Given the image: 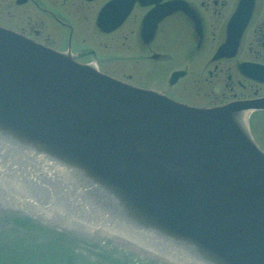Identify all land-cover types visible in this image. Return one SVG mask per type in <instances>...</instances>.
Listing matches in <instances>:
<instances>
[{"label":"water","instance_id":"95a60500","mask_svg":"<svg viewBox=\"0 0 264 264\" xmlns=\"http://www.w3.org/2000/svg\"><path fill=\"white\" fill-rule=\"evenodd\" d=\"M249 107H189L0 27V147L52 167L79 206L185 264H264Z\"/></svg>","mask_w":264,"mask_h":264},{"label":"flooded vegetation","instance_id":"af4514ba","mask_svg":"<svg viewBox=\"0 0 264 264\" xmlns=\"http://www.w3.org/2000/svg\"><path fill=\"white\" fill-rule=\"evenodd\" d=\"M66 2L0 0V25L129 82L130 63L157 62L162 82L137 85L191 106L253 103L256 137L253 122L264 117V0H74V21ZM120 48L122 55L114 52ZM117 62L120 74L109 66ZM183 91L200 99H181Z\"/></svg>","mask_w":264,"mask_h":264},{"label":"rangeland","instance_id":"374dc122","mask_svg":"<svg viewBox=\"0 0 264 264\" xmlns=\"http://www.w3.org/2000/svg\"><path fill=\"white\" fill-rule=\"evenodd\" d=\"M65 4V14L66 16L72 18V20L76 19V15L74 11H72L73 8H71L72 4L74 3V0H66ZM69 9V10H68ZM24 16L21 14L17 15V18H23ZM73 20V21H74ZM76 32V28H75ZM117 54H124L125 48H120L117 50H114ZM108 54L112 53V50L107 52ZM105 53V54H107ZM162 62V61H161ZM157 63V62H156ZM154 64V63H130L129 67H131L129 72L132 74L131 81L134 83H142L145 85H159L162 81L163 77V69L161 67V64ZM155 65V66H154ZM112 69L119 71V74L121 72V66L123 64L121 62H117L115 64L109 65ZM182 84V83H181ZM183 85V84H182ZM178 90H182L180 86H177ZM181 99L186 100H199L198 97H193L192 94H187L186 91L179 92ZM263 120L256 124L253 122V125H256L254 127L255 135L258 143L264 150V117H262ZM16 180H11V184L14 185V182ZM9 188V187H8ZM7 188V189H8ZM1 231L4 230V226H7V222L10 220H16L14 217L5 218L1 217ZM17 224H24L22 221H16ZM37 224H39L37 222ZM41 228V227H39ZM21 228H15L14 232L11 233L12 240L16 243L15 250L12 249V247L9 244V237H3L2 235V245H5L6 247L2 249L0 252V264H49V263H57V262H63V264H82L81 261H85L88 264H142L140 262V259H144L147 261H150L149 263L145 262L144 264H162L159 260L150 259L148 257H144L142 255L137 254L135 251L129 250V248L123 249L121 245H117L116 241H113L112 239H106L105 237V244L107 247H104L102 250H90L87 248L74 250L72 249V240L69 238L64 239V243L62 242V245L64 247V250H49L53 247H61V243L56 246L55 244H46L41 243L37 244L34 243V240L32 242L27 241L29 239H32V237H38L39 235L36 234V228L30 230L29 227H24L21 230ZM42 229V228H41ZM45 230V229H43ZM47 231V230H46ZM7 235V234H6ZM10 235V234H9ZM24 236H28L29 238H25ZM99 240V246L102 245V237H96ZM88 240V246L91 247H98V241L92 237L86 238ZM94 239V240H93ZM108 240V241H107ZM49 240H46L48 242ZM0 242V244H1ZM97 244V245H96ZM48 248V250H46ZM34 249V250H33ZM99 249V248H98ZM128 251L129 256L124 257L122 255L116 254V251ZM125 251V252H126ZM130 254L132 256H130ZM118 255V256H117ZM142 257V258H140Z\"/></svg>","mask_w":264,"mask_h":264},{"label":"bare ground","instance_id":"6f19581e","mask_svg":"<svg viewBox=\"0 0 264 264\" xmlns=\"http://www.w3.org/2000/svg\"><path fill=\"white\" fill-rule=\"evenodd\" d=\"M83 65H88V66H92V67L96 66L94 63H91V62L90 63H83ZM102 74L105 75V76H107V77H110L112 79L118 80V81H120V82H122V83H124L126 85L132 86L134 88L147 90V88L140 87V86L137 85V83H134L133 81H131V82L125 81V80H122L120 78H116V77H114V76H112L110 74L104 73V72H102ZM2 150L3 151H6L8 149L5 148V147H2ZM6 154L9 156V155L16 154V153L11 151V152H7ZM2 159H3V156L0 155V163H1ZM4 167H5V165L0 164V171H3L4 170ZM30 169L33 171V173H36V171L34 170V167L30 166ZM44 169L47 171V167L46 166H45ZM0 176H1V173H0ZM45 181L48 184L46 186H44V187L55 188V184L52 183V180H51V178H50V176L48 174H45ZM33 192L34 191H30V193H33ZM9 194H10V192H9ZM7 197H8V200H9L10 204H12V205H18V202L17 201L12 202L13 200H10L11 197L10 196H7ZM13 198H14V200H16V198L14 196H13ZM2 202L3 203H6L4 200H2ZM69 207H68V209H71ZM44 209L45 208H43L42 210H40L42 212L41 213H38L40 215L34 221L39 222V223L45 222L46 227L44 228L45 230H43V229L39 228L36 225V223H35L36 234H38L39 236H41V237L46 238L47 240H49L48 242L51 245L54 244V243L55 244L56 243H62V242L64 243V239L67 238V237L62 236L61 233H59L58 231H56V224L52 223L51 226L48 227L49 220L48 219H42L41 218V215H47V211L44 210ZM78 211H80V210H78ZM73 214L75 215L76 213H73ZM87 215L88 216L83 217L82 222L80 223L81 225L79 227H83L87 231H97L101 235H104L106 237L107 236L108 237H111L113 239V241H111V242L117 241L118 243L121 244L122 248L125 247V246H129V249L130 250L135 251L139 255L146 256V257L150 256V254H147L144 251H147L148 247H146V246H148L151 243H149V242L144 241L143 239H141V236L138 238V240L140 242V246H136L135 243H136L137 239L134 236L128 235V233L125 232V231L122 234L121 230H119L121 228L117 227L116 225L110 224L108 222L100 223V221L97 219V217L96 216H93V214H87ZM30 229H35V228H34V226H31ZM0 235H1V238H2V235H4V234L0 231ZM72 243H73L72 246L75 247L76 246V241H73ZM9 244L12 247V249L15 250L16 243L12 240V237L9 238ZM106 245H108V244L103 243L98 250H102L104 247H107ZM130 246H132V248ZM5 247L6 246L5 245H2V242H1V244H0V252ZM60 248H61V250H64V247L63 246H61V247H53V248H50L49 250H59ZM81 248L84 249L85 246L82 244V246L79 249H81ZM46 250H48V248ZM144 259H140V262L142 264H144L147 261V260H144ZM169 259L173 261V258L172 259L169 258ZM81 262H82V264H88L84 260L81 261ZM49 264H63V262H57V263L55 262V263H49ZM155 264H157V263H155Z\"/></svg>","mask_w":264,"mask_h":264}]
</instances>
